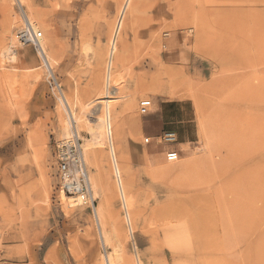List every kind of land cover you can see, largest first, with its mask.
<instances>
[{
	"label": "rangeland",
	"instance_id": "374dc122",
	"mask_svg": "<svg viewBox=\"0 0 264 264\" xmlns=\"http://www.w3.org/2000/svg\"><path fill=\"white\" fill-rule=\"evenodd\" d=\"M24 1L0 0V264H264L248 246L264 243V0ZM25 15L49 64L19 40ZM165 130L177 160L145 143ZM74 137L93 188L80 204L56 156Z\"/></svg>",
	"mask_w": 264,
	"mask_h": 264
},
{
	"label": "built area",
	"instance_id": "2783aa9c",
	"mask_svg": "<svg viewBox=\"0 0 264 264\" xmlns=\"http://www.w3.org/2000/svg\"><path fill=\"white\" fill-rule=\"evenodd\" d=\"M43 33L38 27L28 20L25 27L19 33V40L22 44H32L36 48L40 47ZM152 100L146 98L140 101V111L146 114L150 111ZM177 132L174 130H165L156 136L145 137V143L150 144H173L177 142ZM60 174L64 180V191L70 195H75L76 198L83 202L91 201V193L87 187V171L83 156L82 147L79 140L62 142L58 145L56 151ZM166 157L170 161L179 158V151L169 149L166 151ZM74 174H78V178L74 180ZM74 180V181H72Z\"/></svg>",
	"mask_w": 264,
	"mask_h": 264
},
{
	"label": "bare ground",
	"instance_id": "6f19581e",
	"mask_svg": "<svg viewBox=\"0 0 264 264\" xmlns=\"http://www.w3.org/2000/svg\"><path fill=\"white\" fill-rule=\"evenodd\" d=\"M19 2H20V4L21 5H23L24 3H25V1L24 0H18ZM134 4H135V2H133ZM175 4V3H174ZM20 5V6H21ZM133 4H132V1L131 0H127V3L125 4V7H124V9H129L128 7H130V6H132ZM135 6V5H134ZM133 6V7H134ZM132 8V7H131ZM135 8V7H134ZM130 10V9H129ZM124 11V10H123ZM131 11H132V9H131ZM243 11V10H242ZM236 13V12H235ZM26 17H25V19L26 18H29L27 15H25ZM27 21L29 20V19H26ZM29 21H31V20H29ZM26 22V21H25ZM120 25H122V21H121V17L119 18V21H118V26L116 27V31H115V35H114V37L116 38H118V36H119V33H118V29H119V26ZM44 26V25H43ZM122 27V26H121ZM43 39V38H42ZM111 40V39H110ZM109 40V41H110ZM118 41V39H116L115 40V43ZM43 40H41V44H40V49H41V55L43 56V58H44V60H45V64H49V59H48V57H47V55L45 54V45L43 44ZM117 44H115V46H116ZM114 46V45H113ZM115 51V50H114ZM102 100L101 101H103V102H105L106 104H107V106H108V109H107V111H106V119H105V115L103 116V118H100V117H96L95 119H96V121L94 122L95 124H94V127H95V125H96V128L97 129H95V128H93V130H91L92 128H91V125H90V128H89V130H91L90 132H92L93 131V133H96V134H92L91 133V136H92V140H93V136L94 135H96V136H101L103 133H104V127H107L109 130L111 129V126L112 125H110V118H111V110H110V103L112 102V99H111V96H110V91L108 92V90H107V92H106V94H105V96H104V98H101ZM61 100H62V104L66 107V109H68V111L70 112V121H69V124H68V126L65 128V130H63V131H66L65 132V134H66V139L69 137H71V136H75L76 138L78 137V132H79V127H78V123H80L81 121H80V119L79 118H77V117H75L74 115H73V112H72V110H71V107H70V103H69V100L64 96V95H62V97H61ZM80 100V99H79ZM99 100V99H98ZM114 100V99H113ZM102 102V103H103ZM101 103V102H100ZM99 103V104H100ZM104 103V104H105ZM100 107V106H99ZM102 107V106H101ZM86 108V107H85ZM82 109H84V106H83V108ZM106 109V108H105ZM104 114H105V111H104ZM69 115V114H68ZM68 118V119H69ZM116 118V117H115ZM89 121V120H88ZM112 121V120H111ZM91 123V122H90ZM92 124V123H91ZM107 125V126H104V125ZM67 125V124H66ZM81 125V124H80ZM79 125V126H80ZM95 129V130H94ZM89 130H88V132H89ZM109 130H107V131H109ZM95 131H97V132H95ZM105 132H106V128H105ZM90 134V133H89ZM99 134V135H98ZM106 134H107V132H106ZM65 136V135H64ZM75 137H74V139H75ZM102 137V136H101ZM65 138V137H64ZM71 138H73V137H71ZM74 139H70V140H68V141H74ZM100 139V138H99ZM65 140V139H64ZM77 140V139H76ZM96 140H98V139H96L95 138V141H94V143L95 142H97ZM100 141V140H99ZM83 156H84V153H83ZM179 159V158H178ZM84 160H85V158H84ZM177 160V159H176ZM115 161H116V159H115ZM195 161V164L197 163V161L196 160H193L191 163H189L185 168L183 167V169H185L186 171H188V169H191V167H192V165H193V162ZM194 164V165H195ZM193 168V167H192ZM172 169V168H171ZM168 171H170V170H168ZM185 172V171H184ZM78 174H74V180L76 179V178H78ZM87 178H89L88 177V174H87ZM74 180H72V181H74ZM89 191H90V193H92L93 192V188H92V185H91V182H90V179H89ZM119 188H120V192H118V196H119V198H122L123 199V202H125L126 203V201H125V198H124V192H123V181L122 182H120L119 183ZM63 194V193H62ZM65 197L67 196V198L69 199V198H71L72 200H73V196L74 195H70L69 193H65V195H64ZM63 197V196H62ZM63 199V198H62ZM70 199V200H71ZM76 199V198H75ZM74 199V200H75ZM78 201H80V199H78ZM77 200H75V202H78ZM70 202H73V201H70ZM81 203V201L79 202V204ZM72 204V203H71ZM78 204V203H77ZM100 211H102V210H100ZM101 213V212H100ZM100 213H98L97 211H96V215H97V220H98V224H99V226H100V233H101V235H100V237L102 236V241H103V243H104V245L105 246H107L106 245V242H105V236H104V234H103V229L101 228V227H103L102 225V223L104 222V221H102L104 218H101V216H102V213H101V215H99ZM157 214V213H156ZM155 214V212H153V211H146V212H144L143 213V215H142V219H143V221L145 222V223H148V222H150V221H153L155 218H156V215ZM95 215V216H96ZM103 217H104V215H103ZM97 222V221H96ZM239 240H240V242H247L248 243V237H247V235L245 234V235H243V236H239ZM102 243V242H101ZM249 245L248 246H252L254 249H262V248H264V243H260V244H255V245H251V243H248ZM253 250V249H252ZM108 253V252H107ZM114 254V253H113ZM113 257V256H112ZM111 257V255L109 256V254L105 257V259H104V262H105V264H115V260H114V258H112Z\"/></svg>",
	"mask_w": 264,
	"mask_h": 264
},
{
	"label": "crops",
	"instance_id": "0c3cea01",
	"mask_svg": "<svg viewBox=\"0 0 264 264\" xmlns=\"http://www.w3.org/2000/svg\"><path fill=\"white\" fill-rule=\"evenodd\" d=\"M154 133V132H153ZM153 136H156L155 134H152ZM184 142V141H183ZM179 143H182V142H179ZM168 149H174V150H177L179 151L178 149H176V143L175 144H171L169 145V148Z\"/></svg>",
	"mask_w": 264,
	"mask_h": 264
}]
</instances>
